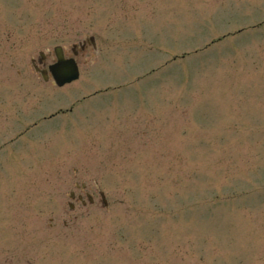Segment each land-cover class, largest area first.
Returning a JSON list of instances; mask_svg holds the SVG:
<instances>
[{"label": "rangeland", "instance_id": "rangeland-1", "mask_svg": "<svg viewBox=\"0 0 264 264\" xmlns=\"http://www.w3.org/2000/svg\"><path fill=\"white\" fill-rule=\"evenodd\" d=\"M0 264H264V0H0Z\"/></svg>", "mask_w": 264, "mask_h": 264}, {"label": "water", "instance_id": "water-1", "mask_svg": "<svg viewBox=\"0 0 264 264\" xmlns=\"http://www.w3.org/2000/svg\"><path fill=\"white\" fill-rule=\"evenodd\" d=\"M84 47L83 43L79 44ZM55 52L58 62L51 66L53 77L58 85H64L78 78L79 72L74 59H65L61 47H56Z\"/></svg>", "mask_w": 264, "mask_h": 264}, {"label": "flooded vegetation", "instance_id": "flooded-vegetation-1", "mask_svg": "<svg viewBox=\"0 0 264 264\" xmlns=\"http://www.w3.org/2000/svg\"><path fill=\"white\" fill-rule=\"evenodd\" d=\"M43 60H44V59L42 58V60H40L39 64H36V63H35V65L37 66L38 69H41V70H42V69H45V68L47 69V66H48V65H47V66H44ZM96 93H98V92H95L94 95H95ZM94 95L84 96L82 99H85V98H87V97L94 96ZM61 113H62L61 111H60V112H57V113H53L52 115H50V116H48V117H51V118H52V117L56 116V114H61ZM62 114H64V113H62ZM48 119H49V118H48ZM42 120L45 121V120H47V119H46V117H43ZM36 123H37V122H36ZM34 127H35V124H33L32 126H29L28 128H34ZM35 128H36V127H35ZM25 130H28V129H25ZM25 130L21 133V135L25 132Z\"/></svg>", "mask_w": 264, "mask_h": 264}]
</instances>
